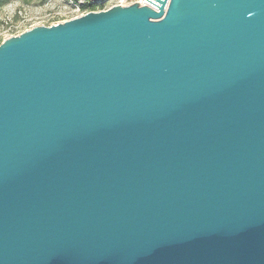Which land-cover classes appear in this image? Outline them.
<instances>
[{"label":"water","instance_id":"95a60500","mask_svg":"<svg viewBox=\"0 0 264 264\" xmlns=\"http://www.w3.org/2000/svg\"><path fill=\"white\" fill-rule=\"evenodd\" d=\"M145 2L0 43V264H264V0Z\"/></svg>","mask_w":264,"mask_h":264},{"label":"rangeland","instance_id":"374dc122","mask_svg":"<svg viewBox=\"0 0 264 264\" xmlns=\"http://www.w3.org/2000/svg\"><path fill=\"white\" fill-rule=\"evenodd\" d=\"M135 0H97L105 8L113 6H127ZM88 8L81 10L89 13ZM77 10L71 7L68 0H14L0 10V43L8 37L12 26L17 25L21 19L29 20V25L49 26L51 24L67 21L77 16ZM28 25V24H27Z\"/></svg>","mask_w":264,"mask_h":264},{"label":"built area","instance_id":"2783aa9c","mask_svg":"<svg viewBox=\"0 0 264 264\" xmlns=\"http://www.w3.org/2000/svg\"><path fill=\"white\" fill-rule=\"evenodd\" d=\"M85 2H92V3H94V4H98V5L100 4V3L97 2V0H68L69 5H70L71 7H73V8H75V9L77 10V13H78V15L75 16V17H73V18H77V17H79V16H82V15L88 13V12H86V11H84L83 13H82V11H80V7H79V6L82 5V4L85 3ZM133 3H138L140 6L148 5V4L145 2V0H135L134 2H131V3H129L128 5H131V4H133ZM128 5H127V6H128ZM148 6H149V5H148ZM107 9H108V8L103 7V8H98V9H96V10H91V11H89V12H98V11H104V10H107ZM73 18H70V19H73ZM70 19H69V20H70ZM62 22H64V21H62ZM62 22H57V23H54V24H51V25H55V24L62 23ZM27 24H28V25H27ZM33 26H39V25H33ZM33 26H32V25H29V20H27V19H21V21H20L17 25L11 27V28H12V31H11L12 34H10L8 37H11V36H17V35H19L20 33H22V32H24V31H26V30L32 28ZM42 26H43V25H42ZM49 26H50V25H49ZM8 37H6V38H8ZM6 38H5V39H6Z\"/></svg>","mask_w":264,"mask_h":264},{"label":"trees","instance_id":"16d2710c","mask_svg":"<svg viewBox=\"0 0 264 264\" xmlns=\"http://www.w3.org/2000/svg\"><path fill=\"white\" fill-rule=\"evenodd\" d=\"M12 1H14V0H0V10H1L4 6H6V5H8L9 3H11ZM23 1H26V0H23ZM79 7H80L81 10H86V9H88V8H92V10H96V9H98V8H103L104 5L101 6V5H98V4H94V3H92V2H85V3H83L82 5H80Z\"/></svg>","mask_w":264,"mask_h":264}]
</instances>
